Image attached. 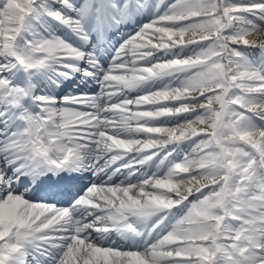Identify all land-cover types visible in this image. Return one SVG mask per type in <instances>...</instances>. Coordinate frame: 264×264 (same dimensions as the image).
Here are the masks:
<instances>
[{
    "label": "snow or ice",
    "instance_id": "obj_1",
    "mask_svg": "<svg viewBox=\"0 0 264 264\" xmlns=\"http://www.w3.org/2000/svg\"><path fill=\"white\" fill-rule=\"evenodd\" d=\"M0 264H264V0H0Z\"/></svg>",
    "mask_w": 264,
    "mask_h": 264
}]
</instances>
